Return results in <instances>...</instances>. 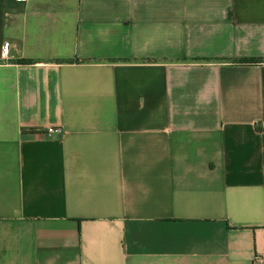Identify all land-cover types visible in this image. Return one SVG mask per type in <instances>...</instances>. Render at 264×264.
I'll list each match as a JSON object with an SVG mask.
<instances>
[{
    "label": "crops",
    "instance_id": "crops-1",
    "mask_svg": "<svg viewBox=\"0 0 264 264\" xmlns=\"http://www.w3.org/2000/svg\"><path fill=\"white\" fill-rule=\"evenodd\" d=\"M3 40L0 264H264V0H0Z\"/></svg>",
    "mask_w": 264,
    "mask_h": 264
},
{
    "label": "built area",
    "instance_id": "built-area-1",
    "mask_svg": "<svg viewBox=\"0 0 264 264\" xmlns=\"http://www.w3.org/2000/svg\"><path fill=\"white\" fill-rule=\"evenodd\" d=\"M15 1L24 2L26 0H15ZM8 48H9L8 40H3L0 45V59H5L7 57ZM42 132L46 135H49L51 133H57V132H60V127L47 125L44 127Z\"/></svg>",
    "mask_w": 264,
    "mask_h": 264
}]
</instances>
